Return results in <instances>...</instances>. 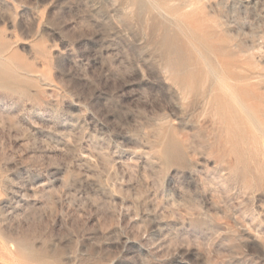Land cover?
<instances>
[{"label": "rangeland", "instance_id": "1", "mask_svg": "<svg viewBox=\"0 0 264 264\" xmlns=\"http://www.w3.org/2000/svg\"><path fill=\"white\" fill-rule=\"evenodd\" d=\"M0 264H264V0H0Z\"/></svg>", "mask_w": 264, "mask_h": 264}, {"label": "bare ground", "instance_id": "2", "mask_svg": "<svg viewBox=\"0 0 264 264\" xmlns=\"http://www.w3.org/2000/svg\"><path fill=\"white\" fill-rule=\"evenodd\" d=\"M173 19V18H172ZM2 59V58H1ZM203 59V58H202ZM204 62V61H203ZM206 63V62H205ZM208 66V65H207ZM205 113V112H204ZM3 245V244H2ZM4 246V245H3ZM11 252V251H10ZM14 256V255H13ZM15 257V256H14ZM12 258V257H11ZM14 260V259H13Z\"/></svg>", "mask_w": 264, "mask_h": 264}]
</instances>
